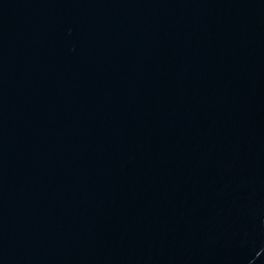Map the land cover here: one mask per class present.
Here are the masks:
<instances>
[{
    "label": "water",
    "instance_id": "1",
    "mask_svg": "<svg viewBox=\"0 0 264 264\" xmlns=\"http://www.w3.org/2000/svg\"><path fill=\"white\" fill-rule=\"evenodd\" d=\"M0 264H264V0H0Z\"/></svg>",
    "mask_w": 264,
    "mask_h": 264
}]
</instances>
